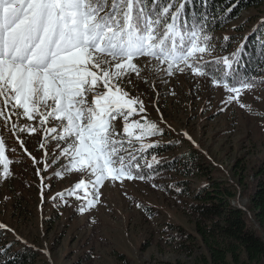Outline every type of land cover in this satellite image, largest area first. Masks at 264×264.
<instances>
[{"label":"snow or ice","instance_id":"snow-or-ice-1","mask_svg":"<svg viewBox=\"0 0 264 264\" xmlns=\"http://www.w3.org/2000/svg\"><path fill=\"white\" fill-rule=\"evenodd\" d=\"M189 3L183 0L173 11L176 0H111L110 6L109 0H0V120L21 148L25 145L21 133L40 130L44 133L41 148L47 147L49 137L64 142L67 146L59 151L68 160L64 169L91 177L56 192L50 198L54 206H59L55 205L57 198L66 204L67 193L82 201L78 208L83 212L98 202L99 188L106 181L145 180L149 178L146 172H154L162 163L153 155L152 162L142 168L140 156L129 159L121 155L125 141L115 138L118 133L113 122L121 117L124 136L129 143L132 137L141 142V155L156 146L143 143L145 137L163 134L144 115L143 100L126 90L133 75L139 78L147 70L158 73L156 78L164 82L165 75L183 73L186 68L196 76L208 74L214 86L223 84L228 93L225 103L239 100L244 90L257 83L264 84L253 78L254 73L241 75L238 70L245 44L223 58L203 59L213 48L211 30L222 20L206 12L189 14ZM232 39L224 36L221 47L226 48ZM138 58L155 64L142 69L136 63ZM100 87L103 91L97 92ZM137 115L141 118L131 119ZM21 118L38 120L39 127L31 123L20 126ZM51 119L59 127L48 126ZM60 148L58 144L53 154ZM56 162L54 155L52 163ZM12 163L0 138V177L11 176ZM44 164L47 168V155ZM36 175H41L40 169ZM55 177L63 178L60 171ZM41 184L43 201V178ZM47 187L50 190L51 184ZM3 228L6 226L0 224Z\"/></svg>","mask_w":264,"mask_h":264},{"label":"rangeland","instance_id":"rangeland-1","mask_svg":"<svg viewBox=\"0 0 264 264\" xmlns=\"http://www.w3.org/2000/svg\"><path fill=\"white\" fill-rule=\"evenodd\" d=\"M263 17L264 4L242 11L236 20L214 33L212 51L203 59L217 56L214 44L226 35L240 32L235 30L237 25H243L246 31ZM136 63L146 69L155 61L138 58ZM158 75L144 70L139 78L133 75L132 85L126 87L130 96L143 100L147 119L163 130V134L145 137L142 142L158 145L177 141L172 149L155 155L161 164L194 148L206 176L184 173V165L179 163L174 167L158 165L154 172H146L149 178L145 180L106 181L99 188L98 202L83 212L78 208L82 201L67 193V203L57 198V207L50 199L56 192L91 177L64 169L68 160L59 155L67 146L64 142L49 137L47 147L41 148L44 133L40 130L21 133L20 138L25 141L21 148L17 137L0 120V138L5 141L6 155L13 161L11 176L0 177V224L6 226L9 242L16 240L34 249L36 257L30 264H197L207 250L195 231L196 215L189 210L194 200L189 193L205 177L231 186L236 193L232 203L248 211L250 189L243 192L240 177L250 180L251 170L264 161V84L244 90L239 100L225 103L228 93L223 84H212L213 77L193 75L188 68L183 73L165 75L164 82L156 78ZM102 91V87L97 89ZM88 100L90 103L91 94ZM140 118L137 115L131 119ZM18 123L39 127L38 120L21 118ZM48 126L59 127V122L51 119ZM113 128L118 133L115 138L125 141L121 155L131 159L141 154V142L132 137L129 143L124 136L122 117L113 122ZM58 144L61 148L53 154ZM152 156L142 160L144 166L152 162ZM37 169L41 170L39 176ZM56 171L63 178H53ZM11 247L18 248L14 244Z\"/></svg>","mask_w":264,"mask_h":264},{"label":"trees","instance_id":"trees-1","mask_svg":"<svg viewBox=\"0 0 264 264\" xmlns=\"http://www.w3.org/2000/svg\"><path fill=\"white\" fill-rule=\"evenodd\" d=\"M182 2L183 0H176L172 10L175 11ZM110 3L111 0H109V6ZM262 4L264 0H206V4L202 3V0H190L186 11L197 15L206 12L209 17L220 18L222 23H218L211 30L210 34L214 36L216 31L222 30L236 20L242 11ZM228 8H232L231 13L227 12ZM262 20L264 17L256 20L246 31L243 25H237L235 30L240 32L227 35L233 39L226 48L221 47L224 44L223 40L217 45L214 44L218 55L207 60L231 55L241 44H245L246 47L238 65L239 72L241 75L254 73L255 80H264V52L261 51V43H264V24L260 23ZM246 36L247 39H245ZM257 85L263 84L257 83L254 86ZM176 142L174 139L160 142L155 148L147 150L143 156L141 154L135 156H140L141 167L146 168L142 161L145 157L164 154L168 149H172ZM173 158H176L175 161ZM173 158L160 165L174 167L176 163H179L184 165V173L206 176L194 148ZM207 169L213 170V167L208 166ZM250 176V180L246 181L242 176L240 177L244 185L243 192L250 189L248 211L232 203L236 193L231 186L224 185L223 182L211 177H205L202 184L189 193L194 200L189 204V210L196 215L195 231L207 250V255L202 256L197 264H264V161L254 166ZM6 234L7 231L4 228L0 229V264L32 263L36 257L34 249L16 240L9 242ZM9 244L17 245L18 248L7 247Z\"/></svg>","mask_w":264,"mask_h":264}]
</instances>
